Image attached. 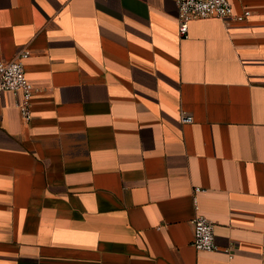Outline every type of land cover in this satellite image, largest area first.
I'll return each mask as SVG.
<instances>
[{
  "label": "crops",
  "instance_id": "1",
  "mask_svg": "<svg viewBox=\"0 0 264 264\" xmlns=\"http://www.w3.org/2000/svg\"><path fill=\"white\" fill-rule=\"evenodd\" d=\"M230 1L182 38L175 0H0L37 88L0 95V264H264V0Z\"/></svg>",
  "mask_w": 264,
  "mask_h": 264
},
{
  "label": "built area",
  "instance_id": "2",
  "mask_svg": "<svg viewBox=\"0 0 264 264\" xmlns=\"http://www.w3.org/2000/svg\"><path fill=\"white\" fill-rule=\"evenodd\" d=\"M179 8V33L182 38L189 37V25L195 20L221 19L228 23L232 20L245 21L251 16L250 11L235 14L230 0H175ZM30 50L25 49L13 60H0V95L11 92L17 98L16 107L25 123L33 119V99L37 93L35 85L27 78L24 60L29 57ZM183 123H192L193 117L180 113ZM198 193L200 188H197ZM196 216L192 220V245L200 252H216L219 247L215 242L216 223L200 212L198 197L194 196ZM230 253V250L226 251ZM232 258L233 255L229 254Z\"/></svg>",
  "mask_w": 264,
  "mask_h": 264
}]
</instances>
